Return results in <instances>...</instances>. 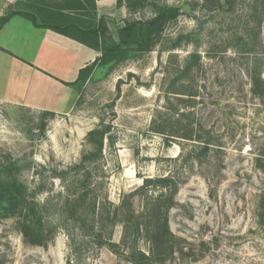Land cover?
Wrapping results in <instances>:
<instances>
[{"label": "rangeland", "instance_id": "rangeland-1", "mask_svg": "<svg viewBox=\"0 0 264 264\" xmlns=\"http://www.w3.org/2000/svg\"><path fill=\"white\" fill-rule=\"evenodd\" d=\"M164 2L180 7L182 14L152 50L96 67L76 90L58 80L75 79L68 66L51 67L48 74L29 71L27 77L8 72L12 67L6 63L4 82L0 74L5 99H0V165L14 164L15 176L28 189L40 181L44 189L38 200H57L61 184L49 169L77 162L89 148L86 133L110 124L112 143L105 141L101 160L110 201L119 203L141 185V176L171 173L180 181L168 223L183 249L165 264H264L259 207L264 203V0ZM104 12L113 18L112 31L126 18L152 15L144 9L122 23L114 8ZM179 34H189L191 41L173 49ZM82 48L85 60L95 58ZM194 51L199 64L175 85L179 93L167 96L188 100L189 107L180 103V111L190 112L191 122L210 131L214 145L202 163L183 164L180 145L190 143L176 139L166 145L149 126L157 110L167 111L165 90ZM252 74L259 75L257 93ZM133 205L141 208L140 199ZM121 235L118 224L113 241L119 243ZM0 264L130 263L106 248L82 249L77 256L62 228L45 247L26 244L1 205Z\"/></svg>", "mask_w": 264, "mask_h": 264}, {"label": "trees", "instance_id": "trees-1", "mask_svg": "<svg viewBox=\"0 0 264 264\" xmlns=\"http://www.w3.org/2000/svg\"><path fill=\"white\" fill-rule=\"evenodd\" d=\"M209 1L204 0L202 5ZM25 6L24 10H10L0 16V29L13 15H21L36 27L51 29L100 53L79 69L72 82L74 86L84 83L96 67L122 60L131 52L151 51L167 26L182 14L180 7L170 6L164 0H116V6H124L129 15L144 9H150L152 15L145 19L126 18L122 26L112 31L110 25L114 21L97 14L95 0H29ZM190 41L189 34H179L171 47L179 48ZM199 61L196 51L188 54L165 90L167 111L157 110L149 126L152 132L164 138L166 145L176 139L190 143L188 147L180 145L183 164L202 163L214 145L210 131L191 122L188 119L190 112L180 111V103L182 107H189L188 100L167 96V93H179L173 88ZM251 80L252 91L257 93L259 75L252 74ZM111 129L110 124L102 123L89 130L85 135L89 148L82 152L77 162L49 169L50 176L61 184L62 191L57 193V200L51 197L38 200V193L44 189L40 181L28 189L15 176L14 164L0 165V207L5 205L13 216L26 244L45 247L62 228L66 231L70 250L77 256L82 249L106 248L130 264H165L183 249L180 246L182 238L170 230L168 223L180 181L171 173L141 176V185L123 194L119 203L110 201L101 160L105 141L112 143ZM135 198L141 201L139 209L134 208ZM259 207L262 210L260 217H263L264 203ZM118 224L122 226L119 243L112 238ZM142 244L145 250H142Z\"/></svg>", "mask_w": 264, "mask_h": 264}, {"label": "crops", "instance_id": "crops-1", "mask_svg": "<svg viewBox=\"0 0 264 264\" xmlns=\"http://www.w3.org/2000/svg\"><path fill=\"white\" fill-rule=\"evenodd\" d=\"M26 4H29V0H0V16L10 10H24ZM95 4L98 15L109 17L110 15L104 11L114 8L116 17L118 16L122 23L128 16L124 6H116V0H95ZM102 12L104 14H101ZM36 20L38 23L40 22L39 19ZM22 42H24V45L18 49V45ZM82 47L87 46L51 29L36 27L24 16L13 15L0 29V74H2V82H4L3 74L6 70V63L12 67L8 72L20 73V76L25 72L28 77L29 71L35 74H48L53 72L51 67L65 65L66 67L68 66L70 74L74 73L77 77L79 69L86 63L93 61L100 54L98 51L87 47L89 48L88 56L93 53L96 56L94 59L85 60ZM75 79L71 81L67 79L68 81H66L59 78L58 80L64 85L72 86L76 90L72 84ZM75 94L76 92H74ZM0 99L3 98L0 97Z\"/></svg>", "mask_w": 264, "mask_h": 264}]
</instances>
